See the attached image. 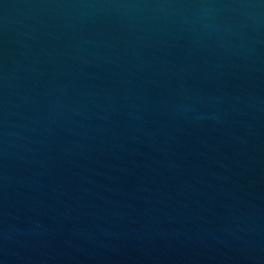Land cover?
I'll list each match as a JSON object with an SVG mask.
<instances>
[{
  "label": "water",
  "instance_id": "obj_1",
  "mask_svg": "<svg viewBox=\"0 0 264 264\" xmlns=\"http://www.w3.org/2000/svg\"><path fill=\"white\" fill-rule=\"evenodd\" d=\"M0 264H264V0H0Z\"/></svg>",
  "mask_w": 264,
  "mask_h": 264
}]
</instances>
